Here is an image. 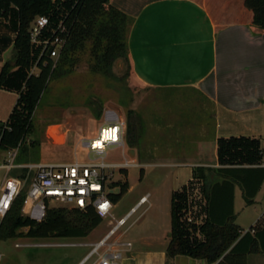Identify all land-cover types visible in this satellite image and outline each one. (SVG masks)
Instances as JSON below:
<instances>
[{
  "label": "crops",
  "instance_id": "1",
  "mask_svg": "<svg viewBox=\"0 0 264 264\" xmlns=\"http://www.w3.org/2000/svg\"><path fill=\"white\" fill-rule=\"evenodd\" d=\"M54 1L61 4L65 0ZM108 3L133 18L127 39L128 83L132 88L148 89L159 95L161 103L151 107L164 120L160 127L164 156H154V160L144 163L164 175V212L149 202L148 192L128 209L147 196L136 212L145 203L148 205L115 238L129 244L123 248L118 264H186L188 257H166L172 194L182 190L188 194L192 184L200 188L193 179L199 169L215 177L214 170L218 168H264V31L256 33L250 26V12L242 8V0ZM15 30L16 23L9 16L0 18V70L11 60ZM18 72L19 68H14L11 73ZM18 92L14 86L0 88V123L8 120ZM233 137L256 141L259 161L252 165L219 162L218 140ZM134 158L135 162L139 159L135 151ZM239 197L243 200L240 187L235 185V223L241 234L253 232L264 225V183L251 205L242 202L241 212L252 217L247 229H242L236 212ZM114 211L115 207L111 211L113 220ZM205 216L206 211L203 221ZM132 228V240L125 239ZM246 264H264V254L248 255Z\"/></svg>",
  "mask_w": 264,
  "mask_h": 264
},
{
  "label": "trees",
  "instance_id": "2",
  "mask_svg": "<svg viewBox=\"0 0 264 264\" xmlns=\"http://www.w3.org/2000/svg\"><path fill=\"white\" fill-rule=\"evenodd\" d=\"M72 1L65 0L59 4L54 0H0V18L9 16L16 23L14 59L12 63H4L0 70V88L14 86L20 92L8 120L0 123V151L13 149L23 142L30 129L31 115L50 78L54 73L59 74L65 67L72 66L77 54L87 44H90L89 55L93 60L91 71L112 76V66L116 60L128 66L127 39L133 18L111 6L108 0H76L71 6ZM242 2V8L250 12V26L256 33L263 32L264 0ZM58 13H65L61 23L68 36L56 68L52 70V62L45 51L37 57L29 39V30L36 18L44 16L53 19ZM49 28L46 36L50 34ZM31 52L34 53L38 70L36 75L28 74ZM14 68H19L16 75L11 73ZM129 122L130 118L126 126V143L133 149L138 143L136 127L133 126V130H130L133 135L129 136ZM217 146L218 159L222 164L252 165L260 158L259 145L254 140L234 137L219 139ZM214 173L215 177L199 169L193 174V179H197L205 189L206 216L203 223L196 226V232L186 228L182 221L186 192L182 190L172 194L171 233L166 250L168 259L185 256L206 264H246L248 255L264 254V225L253 232L241 234L240 227L235 223L233 200L234 188L238 185L245 203H253V198L264 183V168H218ZM123 174L126 176V172ZM142 175L141 170L140 179ZM112 187L118 188V192L109 194L115 207L128 193L129 185L123 181L112 184ZM22 199L23 196H18L9 212L0 220V241L18 237L81 239L102 223V219L91 208L78 210L65 207L48 208L44 219L36 223L22 216ZM22 229L25 230L24 234L20 232ZM190 235L195 239L189 240Z\"/></svg>",
  "mask_w": 264,
  "mask_h": 264
},
{
  "label": "rangeland",
  "instance_id": "3",
  "mask_svg": "<svg viewBox=\"0 0 264 264\" xmlns=\"http://www.w3.org/2000/svg\"><path fill=\"white\" fill-rule=\"evenodd\" d=\"M75 1H72L71 6ZM64 14L58 13L53 19L48 17L50 20L49 33L61 24ZM33 50L37 53V57L40 56L41 47H33ZM89 50L90 44H87L85 49L77 54L72 66L65 67L63 72L54 73L50 78L31 115L30 129L18 149L16 163L71 161L76 140L81 136H91L100 125L103 109L114 108L126 119V122L130 118L129 129L127 128L129 136L133 135L130 131L133 130V126L136 127L135 135L138 143L132 150L141 158L136 159L137 166L127 168L126 176L117 171L113 172V180L126 181L129 185L128 193L115 206V220L122 217L147 192L151 194L149 202L164 212V175L159 174L157 168L144 164L148 159L154 160V156H164V134L160 128L164 120L159 112L153 111L151 107L153 104L161 103L160 97L148 89L132 88L128 83V66L120 60L113 63L112 76L91 71L93 60L89 55ZM13 56L14 51L12 50L10 63L13 62ZM31 58L29 73L35 74L38 70L34 63L33 52H31ZM21 91L24 93V87ZM19 94L20 92L15 93L16 96ZM7 100H9L7 104L10 105L11 97ZM5 117L4 119H7ZM56 131L57 134H55ZM127 148L130 149L128 145ZM23 149L24 153H22ZM1 153L2 151H0V161L2 160ZM107 158L109 161H121V150L108 151ZM141 170L143 175L140 179ZM0 175H2L1 171ZM11 175H15V172ZM198 175L199 172L196 173V176ZM195 182L198 183V180L195 179ZM239 200L236 206L239 223L242 229H247L252 217L247 212H241L243 200L240 197ZM147 205L148 203H145L111 239L113 240L124 231ZM51 206L64 207L60 203H53ZM183 206V224L186 228L196 232V226L203 223L205 214L203 186L196 188L192 184ZM108 220L109 218L103 219L101 225L86 238L81 239L18 237L0 241V264H78L90 251L89 245L99 240L108 231ZM20 232L24 234L25 230L22 229ZM134 232L135 228H132L125 239L133 238ZM194 235L199 238L196 233ZM188 239L195 238L190 235ZM188 260L186 264H206L199 260Z\"/></svg>",
  "mask_w": 264,
  "mask_h": 264
},
{
  "label": "built area",
  "instance_id": "4",
  "mask_svg": "<svg viewBox=\"0 0 264 264\" xmlns=\"http://www.w3.org/2000/svg\"><path fill=\"white\" fill-rule=\"evenodd\" d=\"M47 17L35 19L29 39L34 47H41L56 68L59 54L67 41V30L62 23L49 35ZM127 122L114 108L103 109L100 125L91 136L79 137L73 146V159L61 163H16L18 144L2 151L0 161V220L9 212L18 196H23L21 214L40 223L53 203L63 204L67 209L91 208L103 220H108L107 233L90 248L78 264H118L124 253L123 244L111 239L126 224L136 210L147 200L144 196L122 218L111 219L113 205L109 194L118 192L112 187L113 172L120 174L127 168L137 166L130 158L126 145ZM115 130L113 133L111 130ZM121 150V161H109L107 152ZM15 172V175H11Z\"/></svg>",
  "mask_w": 264,
  "mask_h": 264
},
{
  "label": "water",
  "instance_id": "5",
  "mask_svg": "<svg viewBox=\"0 0 264 264\" xmlns=\"http://www.w3.org/2000/svg\"><path fill=\"white\" fill-rule=\"evenodd\" d=\"M128 154H129L130 158H132V159L134 158V150L129 149Z\"/></svg>",
  "mask_w": 264,
  "mask_h": 264
},
{
  "label": "snow or ice",
  "instance_id": "6",
  "mask_svg": "<svg viewBox=\"0 0 264 264\" xmlns=\"http://www.w3.org/2000/svg\"><path fill=\"white\" fill-rule=\"evenodd\" d=\"M113 133L115 132V130L113 129V130H111Z\"/></svg>",
  "mask_w": 264,
  "mask_h": 264
},
{
  "label": "bare ground",
  "instance_id": "7",
  "mask_svg": "<svg viewBox=\"0 0 264 264\" xmlns=\"http://www.w3.org/2000/svg\"><path fill=\"white\" fill-rule=\"evenodd\" d=\"M55 134H57V131H56V133Z\"/></svg>",
  "mask_w": 264,
  "mask_h": 264
}]
</instances>
